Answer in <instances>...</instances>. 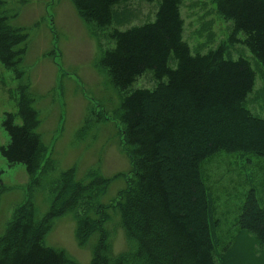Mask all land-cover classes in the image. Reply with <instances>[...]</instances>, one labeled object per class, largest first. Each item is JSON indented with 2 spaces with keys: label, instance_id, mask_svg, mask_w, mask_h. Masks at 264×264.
<instances>
[{
  "label": "trees",
  "instance_id": "obj_1",
  "mask_svg": "<svg viewBox=\"0 0 264 264\" xmlns=\"http://www.w3.org/2000/svg\"><path fill=\"white\" fill-rule=\"evenodd\" d=\"M131 1L156 2L153 20L112 26L129 18L115 8ZM71 2L91 28L109 29L111 46L99 66L120 94L113 113L131 172L104 177L89 169L77 179L73 167L62 171L40 219L30 197L14 208L0 235V264H78L43 243L52 220L65 213L75 219L78 245L97 235L89 264H264L252 250L264 251V117L252 107V98L264 103V0H214L216 12L230 23L229 45L204 51H192L184 39L183 0ZM4 6L0 0V62L19 81V96L17 112H5L1 121L8 142L0 154L8 165L24 166L30 195L56 164L45 159L38 114L19 68L27 33L10 24L15 14H6ZM235 44L249 56L239 52L234 58L228 46ZM145 72L155 87L128 90ZM89 126L88 116L76 138L85 137ZM223 155L235 175L231 183L238 184L234 193L213 189L221 176L213 178L209 168ZM117 178H125V187L102 204ZM4 189L0 183V195ZM109 210L118 215L127 244L115 255L104 226Z\"/></svg>",
  "mask_w": 264,
  "mask_h": 264
},
{
  "label": "rangeland",
  "instance_id": "obj_2",
  "mask_svg": "<svg viewBox=\"0 0 264 264\" xmlns=\"http://www.w3.org/2000/svg\"><path fill=\"white\" fill-rule=\"evenodd\" d=\"M3 1L4 12L15 14L9 20L10 24L23 28L27 33L26 51L19 68L23 73L22 80L28 83V92L38 114L36 131L46 146L45 159L51 158L56 165L54 170L41 177L40 184L34 186L29 195L30 184L24 166L21 163L8 165L0 154V183L5 188L0 195V235L12 218L14 208L29 197L37 219L46 213L52 198L50 188L62 171L73 167L76 178L82 179L89 169L109 177L117 173L129 176L132 168L124 149L121 123L113 113L120 94L99 66L102 51L111 46L107 37L109 29L91 28L80 18L71 0ZM115 9L129 14L122 24H112L123 29L153 20L157 4L131 1ZM181 15L184 19V39L192 51L197 48L204 51L221 43L229 45L230 23L216 12L214 0H183ZM228 47L234 58L239 52L249 56L239 44ZM257 82L258 88L262 81L258 79ZM18 83L13 71L0 62V146L8 142V135L1 126L3 115L5 112H17ZM155 85L150 72H145L128 90L152 89ZM252 101L253 110L264 117V103H256L254 98ZM88 116L90 129L84 138L78 139L76 132ZM16 122H20L18 116ZM241 160L244 162L245 159ZM227 161L228 158L223 155L211 165L213 167L210 166L213 178L221 176L216 182L221 185L213 184V189L224 187L226 192L234 193L238 184L231 183L235 175L229 171ZM125 185V178L114 179L100 202L109 203ZM109 214L110 220L104 226L110 231L112 253L115 255L125 250L127 244L118 215L112 210ZM75 226L71 213L55 217L43 243L63 249L78 264H89L97 235L92 234L85 245L80 246ZM252 250L256 256L264 257V251L256 246Z\"/></svg>",
  "mask_w": 264,
  "mask_h": 264
}]
</instances>
